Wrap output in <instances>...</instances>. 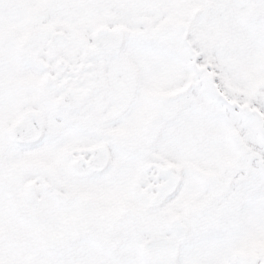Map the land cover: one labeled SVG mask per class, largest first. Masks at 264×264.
<instances>
[{
    "label": "snow or ice",
    "instance_id": "6c2138e0",
    "mask_svg": "<svg viewBox=\"0 0 264 264\" xmlns=\"http://www.w3.org/2000/svg\"><path fill=\"white\" fill-rule=\"evenodd\" d=\"M0 264H264V0H0Z\"/></svg>",
    "mask_w": 264,
    "mask_h": 264
}]
</instances>
